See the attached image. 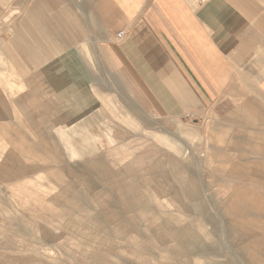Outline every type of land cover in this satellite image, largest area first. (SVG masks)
<instances>
[{
    "label": "rangeland",
    "instance_id": "obj_1",
    "mask_svg": "<svg viewBox=\"0 0 264 264\" xmlns=\"http://www.w3.org/2000/svg\"><path fill=\"white\" fill-rule=\"evenodd\" d=\"M28 1L6 7L0 40L10 42ZM4 64L0 58V112L6 117L0 118V264H264V166H238L264 157L247 142L256 139L255 131L264 132L263 94L241 88L196 119L162 116L151 104L142 118L135 110L133 118H124L120 110H101L95 99L67 128L83 133L65 134L73 140L65 144L58 132L66 129L34 110L17 118L20 125L9 124L11 111L3 104L13 92L8 79L15 76L2 72ZM81 68L91 77L86 64ZM245 107L257 123L236 120ZM79 123L83 126L75 128ZM120 130L130 133L118 135ZM166 133L178 147L163 138ZM22 135L34 144L47 137L49 146L81 152L66 153V168L57 175L39 177L32 161L19 160L13 151L12 136ZM236 135L247 140L240 151L232 142ZM87 136L94 142H81ZM119 136L153 163L164 154L181 161L166 162L161 181L141 197L108 198L119 193L108 192L97 175L99 188L92 192L90 184L78 182L75 168L99 156L113 170L125 169L110 156L121 145ZM142 169L134 174L139 181Z\"/></svg>",
    "mask_w": 264,
    "mask_h": 264
},
{
    "label": "crops",
    "instance_id": "obj_2",
    "mask_svg": "<svg viewBox=\"0 0 264 264\" xmlns=\"http://www.w3.org/2000/svg\"><path fill=\"white\" fill-rule=\"evenodd\" d=\"M13 1L0 0V19ZM26 7L23 20L11 28L10 42L0 40V58L6 63L1 70L15 76L8 79L13 92L3 104L11 111L9 124L20 125L17 118L34 110L52 125H62L66 131L59 137L69 144L72 136L65 134L83 132L67 128L95 99L101 110H120L124 118H133L134 110L142 118L151 104L162 116L196 119L213 104L226 102L229 94L242 93L241 88L264 95V0H29ZM82 63L91 77L80 73ZM240 110L236 120L257 123L250 108ZM0 118L6 119L1 112ZM255 133V140L234 136L235 149L247 141L264 155V132ZM119 138L121 145L110 156L125 169L113 170L99 156L82 170L75 168L78 182L90 184L92 192L99 188L97 175L108 192L119 193L106 197H141L161 181L157 177L165 175L166 162L176 166L181 161L164 154L163 161L153 163ZM163 138L178 147L167 133ZM11 143L17 144L13 151L19 160L32 161L39 177L57 175L66 168L65 154L80 151L49 146L47 137L34 144L26 136H12ZM262 159L238 166H264ZM141 169L139 181L134 174Z\"/></svg>",
    "mask_w": 264,
    "mask_h": 264
}]
</instances>
